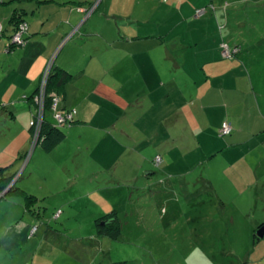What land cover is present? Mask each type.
I'll return each mask as SVG.
<instances>
[{"label": "crops", "instance_id": "obj_1", "mask_svg": "<svg viewBox=\"0 0 264 264\" xmlns=\"http://www.w3.org/2000/svg\"><path fill=\"white\" fill-rule=\"evenodd\" d=\"M88 4L77 0H0V187L6 185L9 176L18 171L23 173L21 179L24 178L27 170L24 157L29 152L28 143L31 145L33 139L30 122L34 104L29 96L37 89L45 64L54 59L55 66L72 74L65 86L63 108L69 109L68 104L76 101L80 108L76 123L63 128L65 138L51 151L44 146H37L32 150L34 156L61 151L68 133L90 125L86 121L88 112L83 110V106L89 109L88 104L90 108L95 105L94 112H104V117L99 121L100 128L96 129L97 137L103 136L102 133L108 135L110 126L121 119L117 111L113 113V109L104 107L108 102V93L115 91L117 85L118 90H127L131 83L135 86L132 91L138 100L134 103H141L138 107L140 116L136 115L134 124L164 125V130L156 127L154 134L147 133L146 138L149 140L160 133L166 147L171 142L176 143L169 151H160L156 155L162 156L161 168L162 172L169 174L168 180L179 176L183 184V179L193 171L194 167L185 165L180 159L192 153H186L185 148L193 145L198 163L208 167V170L202 168V173L197 176L201 182L198 196L203 198L209 195L217 203L229 206L235 203L236 198L245 200L251 205V213H254L249 225V230L254 232L264 222V95L261 94H264V87L256 88L253 80L247 77L257 74L254 71L258 67L254 68L256 58L250 54H242L232 60L222 58L218 32L211 36L195 35L192 25L189 34L194 37L189 40L184 38L185 31L181 28H178L180 32L172 39L167 35L157 36L155 30L143 33L131 30L120 37L125 45L119 44L118 52L110 56L112 65L117 69L112 77L116 75L117 78L107 80L111 73L108 58L110 50L94 46V39L109 44L102 32L104 16H98L95 10L94 14L86 16L77 9L79 6L87 8ZM104 18L109 21L108 17ZM22 20L30 25L29 42L25 48L8 50L7 45L15 27ZM196 28L206 32L201 27ZM80 32L85 34L79 40L76 37ZM67 36L71 40L62 44ZM83 36L91 38L85 42ZM90 41L95 44L89 46ZM35 42L40 46L36 49L39 51L37 53L33 46ZM63 51V57L60 58ZM251 51L252 47L248 52ZM94 65L97 68L93 71ZM249 66L251 71H248ZM93 87H103L94 101H91L93 95L80 97L82 92H91ZM130 97L124 101V113L134 99L128 100ZM143 99L150 102V111L153 112L150 116L143 114ZM110 113L115 115L111 117ZM47 118L52 121L50 116ZM225 120L231 121L234 132L229 138L223 139L218 128ZM181 143L185 146H181ZM175 150L179 152L177 157L173 154ZM84 155L78 158L82 159ZM139 156L142 158L141 154ZM137 164L132 175H129L131 180L137 171H142L140 162ZM30 172L33 174L34 170ZM145 172L146 176L155 173ZM19 187L28 193L35 191L37 199L28 204L23 195L9 197V187L4 190L0 188V264H6L9 251H24L29 246L32 247L28 248L29 260L26 262H33L36 249L39 248L29 244L33 240L30 236L33 235L34 223H40L35 233L41 232L42 236H48L53 231L51 222L38 219L42 209H47L45 204H48L52 190L46 193L44 186L35 190L26 180ZM100 189L96 193L97 201L101 200ZM88 195L91 197L92 191L82 194V197L88 199ZM56 207H53L55 219L58 218L56 213L61 210ZM14 209L23 212L26 217L30 216L27 219L31 220L26 221L25 228L21 225L9 235V217H12ZM48 210L46 213L50 212ZM97 245L101 246V243Z\"/></svg>", "mask_w": 264, "mask_h": 264}, {"label": "rangeland", "instance_id": "obj_2", "mask_svg": "<svg viewBox=\"0 0 264 264\" xmlns=\"http://www.w3.org/2000/svg\"><path fill=\"white\" fill-rule=\"evenodd\" d=\"M80 1L90 3L87 8L94 6L89 9L83 7L84 13L92 15L97 12L98 16L109 18L108 22L104 17L102 19V32L109 44L101 39H94L95 47L110 50L108 58L111 73L107 80L117 78L116 75L112 77L117 69L112 65L110 56L118 52L119 44L125 45L121 36L131 30H140L142 33L155 30L157 36L167 35L172 39L180 32L178 28H181L185 31L184 38L189 40L194 37L189 34V27L192 25L195 27V35L211 36L218 32L219 39L223 38L232 45L239 43L242 50L238 56L250 54L256 58L254 68L258 66L254 70L257 74L247 77L253 80L256 88L264 87V0H77ZM201 10L204 12H200ZM196 27H201L206 32L203 33ZM80 33L76 37L79 40L85 34ZM89 38L91 37L83 36L85 42ZM67 40L70 41L71 38L67 36L62 44L67 43ZM28 42L18 48H25ZM92 43L95 44L91 41L87 44L90 46ZM249 43L254 45L250 46ZM34 44V50L40 47L37 42ZM251 47L252 51L248 52ZM64 52H61L60 58ZM74 55L77 56L76 53ZM158 56L160 58L161 52ZM96 68L94 65L93 71ZM248 71H251L250 66ZM248 81L251 83V80ZM102 88L93 87L91 92L84 91L80 97L93 95L91 101H94ZM133 89L135 86L131 83L124 91L118 90L117 85L115 91L108 93V102L104 107L113 109V113L117 111L121 119L110 126L108 135L102 133L107 138H98L96 131L100 128L99 121L104 117V112H94L95 105L90 108L88 104L89 109L83 106V110L88 112L86 121L90 125L68 133L61 151L44 152L37 157L32 152V143H28L29 152L24 157L27 170L17 185L26 180L35 190L42 186L46 193L52 190L53 194L48 204H45L47 209H42V215L38 219L51 222L55 232L42 236L41 232L35 233L40 223H34L33 235L30 236L33 240L29 244L39 248L36 249L33 262H26L29 260L28 248L32 247L26 246L24 251H9L6 254V264H264V237L256 239L254 236L257 232L249 230L253 219L250 217L254 215L251 213V205L238 198L229 206L217 203L209 195L203 198L198 196L201 182L197 176L203 169L208 170V167L198 163L193 145L190 148L184 147L186 153H192L186 158H180L185 165L194 167L183 179V184L179 176L168 180L169 174L162 172V164L153 162L160 151H169L176 143L171 142L166 147L160 133L149 140L146 138L147 133H153L156 127L164 130V125L134 124L136 115L140 116L138 107L141 103H134L137 97ZM128 97V100L134 98L133 104L124 113L122 107ZM142 104L143 114L150 116L153 113L150 111V102L143 99ZM60 106L63 107L62 101ZM68 107L78 110L80 104L76 101L68 104ZM113 113L109 116L115 115ZM50 114L48 117L52 121L46 117L43 126L49 122L56 123ZM32 115V119L37 118L35 108ZM30 128L34 139L36 129L31 125ZM219 130L220 127L218 132ZM219 135L223 139L229 138L220 133ZM45 141L36 143L35 149L37 146H45ZM181 146L185 145L181 143ZM179 150L182 153V149ZM83 154L82 159L78 158ZM173 154L179 156L178 150ZM121 157L123 158L120 159ZM139 162L142 171H137L131 180L129 175H132L133 168ZM176 164L175 161V166ZM32 170L33 174L30 172ZM146 170L155 173L146 176ZM99 183H102L101 186ZM99 187L101 200L97 201ZM89 191H92L91 197H82V194ZM29 193L35 195V191ZM55 205L56 209H61L60 213H56V219L53 214ZM48 209L50 212L46 213ZM14 210L12 217H9V235L21 225L25 228L26 221L29 220L27 218H30L24 216L23 212ZM113 212H116L115 218L121 227L118 240L101 237L96 225L98 217L112 218Z\"/></svg>", "mask_w": 264, "mask_h": 264}, {"label": "trees", "instance_id": "obj_3", "mask_svg": "<svg viewBox=\"0 0 264 264\" xmlns=\"http://www.w3.org/2000/svg\"><path fill=\"white\" fill-rule=\"evenodd\" d=\"M92 7H94V6L92 5L89 8H92ZM80 8H81V6H79V8H77V9L80 10ZM89 8H86V9H89ZM22 22H27V21L22 20V21L18 22L12 36L15 34L16 30L18 29L19 24ZM29 28H30V25H29ZM29 28H28V32L25 36V38L28 39V41H29ZM12 36H11V38H12ZM10 44L11 43L9 41V44L7 45L8 50L9 49L12 50V48L20 47L17 45H10ZM222 44H227L232 49L233 48L239 49V51L236 53L235 56H233L232 58H227L229 60L235 59L242 50L241 45L239 43H237L236 45H232V44H229L227 41H225L222 38L220 41V44H219V46H220L219 49H220V53H221L222 58H225L222 55ZM71 77H72V74L69 71H67L66 69H63L61 67L55 66L54 62H53L52 69L50 71V74H49V77L47 80V85H46V102H47L48 110H50V105H51L54 97H59L60 100L63 101V95L65 93V86ZM41 79H42V75L40 77V81H39V84L37 86V89L35 90V92L31 96H29V100L33 104H34L35 95L37 93H39ZM61 108H62V110L66 109L63 107H61ZM67 110H73V108L72 109L69 108ZM75 110L77 111V114L75 116L74 122L71 125L65 126V127H70L76 123L78 110L77 109H75ZM48 114H50V113L48 112L46 117H48ZM225 121H223V122H225ZM223 122H222V124H223ZM222 124H221V126H222ZM231 125L233 128V131H232V133H233L234 132V126L232 123H231ZM65 127L59 128V127L52 125L50 122L47 123L46 126H44L43 131L40 133L39 137H40L41 141L46 140L45 143L46 142L47 143L45 146L44 145L43 146L48 151L49 150L51 151L52 149H54L63 140V138L65 137V132L63 131V128H65ZM219 133H220V130H219ZM232 133L230 135H232ZM230 135H226V136H230ZM157 157H160V156H157ZM157 157L154 159V162H155V164L160 165L162 160H161V162H157L156 161ZM22 174L23 173L18 171L14 175L9 176V179L7 180V181H9L8 182L9 183V191L8 192H9V195H15V194L16 195L17 194L23 195L25 197V199L27 200L28 204H30V202L32 203L35 199H37V196L32 194V193H28L26 190H24L21 187H19L18 185H16V183L21 179ZM16 176H18V179L16 178ZM8 183L6 185L5 184L2 185L0 187L1 190H4L6 187H8ZM114 213H116V212H113L112 218L106 216V217L98 218L96 220L97 230H98V233L100 234L101 237H107V238L112 239V240H118L120 238L121 227H120L119 223L117 222V219L115 218L116 214H114ZM263 224H264V222H262L257 228H255L254 232L256 233L257 229ZM254 238L259 239L257 234H255Z\"/></svg>", "mask_w": 264, "mask_h": 264}, {"label": "built area", "instance_id": "obj_4", "mask_svg": "<svg viewBox=\"0 0 264 264\" xmlns=\"http://www.w3.org/2000/svg\"><path fill=\"white\" fill-rule=\"evenodd\" d=\"M80 11L83 12V9L80 8ZM200 12H204V10H201ZM91 13V12H90ZM86 14V13H85ZM90 15L89 13L86 14V16ZM29 24L27 22H22L19 24L18 29L16 30L15 34L12 36L10 40V45H17V46H23L28 42V39L25 38L27 32H28ZM2 30V24L0 23V31ZM239 51L238 48H230L227 44H222V55L225 58H232L236 55V53ZM53 60H50L47 64L46 68L44 69L42 73V79L40 84L39 93L35 95L34 98V108H35V117L31 119L30 125L34 126L36 129V137L32 139V150L35 148V144L41 141L39 135L43 131L44 123L46 120L47 113H51L53 119L55 120V124H52L56 127L62 128L65 126L71 125L74 120L75 116L77 114V111L75 109L73 110H62L60 106V98L54 97L52 100V103L50 105V110H48L47 102H46V85L47 80L50 74V71L52 69ZM233 131L232 125L229 121L223 122L222 126L220 127V133L224 136L230 135ZM28 160V159H27ZM162 158L157 157L156 161L161 162ZM18 179V176H16ZM60 213V211L58 212Z\"/></svg>", "mask_w": 264, "mask_h": 264}, {"label": "water", "instance_id": "obj_5", "mask_svg": "<svg viewBox=\"0 0 264 264\" xmlns=\"http://www.w3.org/2000/svg\"><path fill=\"white\" fill-rule=\"evenodd\" d=\"M256 232H257L256 234L258 235L259 238L264 237V224L261 225V226L257 229Z\"/></svg>", "mask_w": 264, "mask_h": 264}]
</instances>
